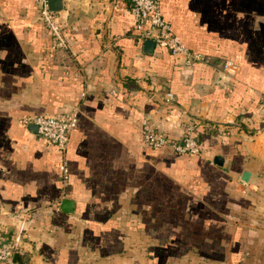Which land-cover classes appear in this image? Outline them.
<instances>
[{"label":"crops","instance_id":"obj_1","mask_svg":"<svg viewBox=\"0 0 264 264\" xmlns=\"http://www.w3.org/2000/svg\"><path fill=\"white\" fill-rule=\"evenodd\" d=\"M60 2L65 48L33 0H0V231L22 264H264V0H159L190 64L143 50L127 0ZM73 107L63 185L27 119ZM142 119L201 152L143 143Z\"/></svg>","mask_w":264,"mask_h":264},{"label":"built area","instance_id":"obj_2","mask_svg":"<svg viewBox=\"0 0 264 264\" xmlns=\"http://www.w3.org/2000/svg\"><path fill=\"white\" fill-rule=\"evenodd\" d=\"M48 0H33L39 19L51 34L52 44L57 47H67L61 34V24L57 12L48 8ZM129 12L134 25L139 31L141 40L151 39L155 45L164 47L168 52L181 59L183 64H190L199 59L198 53L187 48L181 39L172 31L160 12L159 0H127ZM259 117L264 122V91L261 93ZM171 99V93H166V100ZM37 126V133L47 142L55 146L60 153L58 164L60 183L66 184L68 168L66 146L69 133L75 125L76 107L54 113L36 114L27 119ZM141 138L143 143L153 147H167L172 152L180 154H198L201 146L198 137L186 127L178 137H172L158 131L146 119L141 121ZM20 233L6 234L0 231V264H22L18 255L21 254Z\"/></svg>","mask_w":264,"mask_h":264},{"label":"water","instance_id":"obj_3","mask_svg":"<svg viewBox=\"0 0 264 264\" xmlns=\"http://www.w3.org/2000/svg\"><path fill=\"white\" fill-rule=\"evenodd\" d=\"M47 4H48V8L51 9V10H54V11L58 10L61 7L60 0H48ZM153 45H154L153 40H151L149 38L143 40V50L145 52H150L152 50V48H153ZM30 125L32 126L33 130H36L37 126H36L35 123H30ZM216 159H218V164H220L221 163V158H219V157L218 158H214L215 161H216ZM246 174H247L246 171H243L241 173V179L243 181L246 180V178H245ZM66 202H68L67 199H62L61 200V203H66Z\"/></svg>","mask_w":264,"mask_h":264},{"label":"trees","instance_id":"obj_4","mask_svg":"<svg viewBox=\"0 0 264 264\" xmlns=\"http://www.w3.org/2000/svg\"><path fill=\"white\" fill-rule=\"evenodd\" d=\"M18 256H19V258H20L21 254H20V255H18Z\"/></svg>","mask_w":264,"mask_h":264}]
</instances>
